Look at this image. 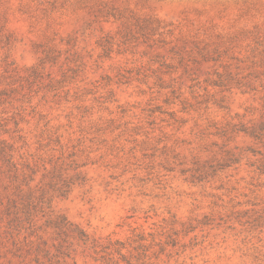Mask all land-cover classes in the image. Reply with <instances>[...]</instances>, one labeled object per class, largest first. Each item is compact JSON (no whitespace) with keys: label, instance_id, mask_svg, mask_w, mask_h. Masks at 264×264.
<instances>
[{"label":"rangeland","instance_id":"obj_1","mask_svg":"<svg viewBox=\"0 0 264 264\" xmlns=\"http://www.w3.org/2000/svg\"><path fill=\"white\" fill-rule=\"evenodd\" d=\"M0 264H264V0H0Z\"/></svg>","mask_w":264,"mask_h":264}]
</instances>
